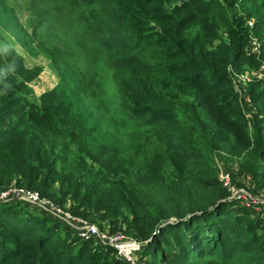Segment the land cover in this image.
<instances>
[{"label":"trees","instance_id":"16d2710c","mask_svg":"<svg viewBox=\"0 0 264 264\" xmlns=\"http://www.w3.org/2000/svg\"><path fill=\"white\" fill-rule=\"evenodd\" d=\"M30 3L46 5L30 39L83 86L69 77L34 100L25 82L37 69L0 49V194L36 190L100 228L123 225L145 243L143 264H264V209L232 200L214 166L222 158L264 192V80L247 86L249 105L232 83L264 63V0ZM49 14L72 35L50 32ZM99 132L144 146L125 159ZM30 208L0 202V264H126Z\"/></svg>","mask_w":264,"mask_h":264},{"label":"rangeland","instance_id":"374dc122","mask_svg":"<svg viewBox=\"0 0 264 264\" xmlns=\"http://www.w3.org/2000/svg\"><path fill=\"white\" fill-rule=\"evenodd\" d=\"M30 5H31L30 0H0L1 51L4 49H8V47L12 46L15 49V51L23 57V64L26 68L37 69V72L35 74L36 76L34 75L35 77H33L31 81L25 82L28 90L30 89L29 92L31 91L30 97L33 98L34 100H39V98H41L45 93L48 92L51 93V91H53L54 89L64 90L68 86L67 78L69 77L72 78V82L74 83V85H76V87L80 89L83 86V83L80 82L79 80H81L84 76L83 77L78 76L77 78L73 75H70L69 73L63 72L61 69L57 67L55 63V56H54L55 54L53 55L52 53L47 52V50L41 48L36 44V42L30 39L29 35L30 33H32V22L35 17L37 18L39 16V10L41 9V7L46 6V5H36L30 10ZM249 20H252L254 22V17ZM48 22H49L48 27L50 32L56 33L61 36L72 35V32L69 31L71 30V28H69L70 27L69 22H67L65 19L54 21L52 16L49 14ZM257 43L260 46L262 45V43H260L259 40H257ZM249 44L250 43L248 42L246 46L247 48H249ZM81 64L84 65V62H81ZM256 69L248 70L245 73L238 74V76L243 75L246 79H248L250 82L247 86H250L254 81H262L255 79L253 77V72L257 71ZM100 71L102 75L101 78L102 82L104 84L111 85L112 82L110 78V71L105 68H101ZM247 86L244 87V90L241 92L242 95L247 93ZM260 88L261 89L264 88V83L260 85ZM243 96H245V100L248 99L249 102L251 103V99L249 98V96L247 95H243ZM99 133L105 136L108 141L112 142L111 143L112 147L118 148L119 155H121L125 159L131 157V153L135 151L136 145L139 146V144L141 143L144 144V140L141 139V140H133L129 143V145L122 146L119 143H116L106 133H101V132ZM139 147L142 148L141 146ZM214 166L217 170L218 177L220 178L219 181H222L223 185H225L226 188L229 190V192L232 193L233 196L231 195V199L236 201L239 205H242L244 208L253 211L255 215H257L258 208H254L252 205H250L245 195L247 197L261 196L262 197L261 199L263 200L264 192L260 193L262 195H258L256 193L255 194L253 193L251 195L247 190L249 187V182L246 181L245 179L237 177L235 169L231 170V172L233 173L231 174L226 169L225 165H223L222 158L218 156L215 157ZM243 190L246 193H244ZM33 191L36 192L38 195H40L36 190ZM236 193L240 194L241 197L235 195ZM52 202L54 203V201ZM63 208H66L69 211V202ZM30 209L32 210L33 213L37 215L40 214L42 215L40 211L38 212L36 211V209L35 210L32 208ZM98 215L99 214L96 215L94 214V216H98ZM73 216L75 217V219H80V220L83 219L87 222H90L89 220L83 218L82 216L79 215H73ZM99 223L103 225L102 228H100L95 223L93 224H95L99 228L100 232L103 234L109 235L111 237L116 235H122L125 238L133 239L132 237L127 236V234L124 232L125 226L123 225H120L117 228H111V225H109L108 223L106 224L104 222L103 223L99 222ZM69 230L72 231L71 229ZM91 242L93 247H101L102 249H106L104 246L97 244L95 241H91Z\"/></svg>","mask_w":264,"mask_h":264},{"label":"built area","instance_id":"2783aa9c","mask_svg":"<svg viewBox=\"0 0 264 264\" xmlns=\"http://www.w3.org/2000/svg\"><path fill=\"white\" fill-rule=\"evenodd\" d=\"M252 22V20L247 21V26L252 27ZM249 43V48L246 47L248 56L259 55L261 46L257 43V40L254 36L249 37ZM256 70L257 71L253 72V77L258 80H264V63L263 65L261 64ZM232 75L234 90L239 95V98L244 97L245 100V96H243L241 92L250 81L243 75L238 76V74L233 72ZM245 104H250L248 99L245 100ZM246 118H250L249 113L246 114ZM223 186L226 188L225 185ZM244 193L246 192L244 191ZM230 194L232 195V193ZM235 195L241 197V195L238 193ZM245 197L247 198L250 205H252L254 208H258V214L262 212L264 209V199L262 200L261 196L247 197L245 195ZM12 201L21 202L31 206L32 209H36V211H40L42 214L47 215L52 220L68 227L84 241H95L97 244H100L105 248L113 249L117 259L126 264H143V261L139 258V254L144 243H140L134 239L125 238L122 235L111 237L109 235L103 234L95 224L87 222L83 219H75V217L66 208L54 204L49 199L40 197L36 192L29 189L11 187L0 194L1 203H8Z\"/></svg>","mask_w":264,"mask_h":264},{"label":"crops","instance_id":"0c3cea01","mask_svg":"<svg viewBox=\"0 0 264 264\" xmlns=\"http://www.w3.org/2000/svg\"><path fill=\"white\" fill-rule=\"evenodd\" d=\"M12 47V46H11ZM8 48H10V47H8ZM13 48V47H12ZM4 50H6V49H4Z\"/></svg>","mask_w":264,"mask_h":264}]
</instances>
